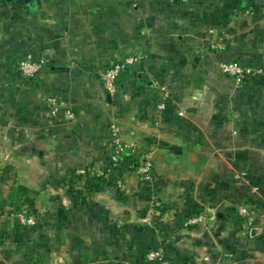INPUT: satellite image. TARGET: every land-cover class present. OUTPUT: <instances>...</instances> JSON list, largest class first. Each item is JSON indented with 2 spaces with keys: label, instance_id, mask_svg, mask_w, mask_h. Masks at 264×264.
<instances>
[{
  "label": "crops",
  "instance_id": "0c3cea01",
  "mask_svg": "<svg viewBox=\"0 0 264 264\" xmlns=\"http://www.w3.org/2000/svg\"><path fill=\"white\" fill-rule=\"evenodd\" d=\"M28 53L44 62L31 81L16 69ZM127 58L135 63L110 95L101 74ZM228 61L262 73L237 85L221 72ZM112 127L129 146L116 178L70 179L108 167ZM229 131L228 155L264 194V4L0 0V174L18 171L37 219L21 225L18 197L0 183V264H155L150 249L205 264L207 228L173 230L174 220L224 170L210 140ZM144 161L149 182L137 174ZM246 187L221 201L258 203Z\"/></svg>",
  "mask_w": 264,
  "mask_h": 264
},
{
  "label": "rangeland",
  "instance_id": "374dc122",
  "mask_svg": "<svg viewBox=\"0 0 264 264\" xmlns=\"http://www.w3.org/2000/svg\"><path fill=\"white\" fill-rule=\"evenodd\" d=\"M226 114L231 115L230 113ZM226 119L229 120V116ZM227 133L225 137H221V142L210 140L211 156L214 160H219L221 167L224 169L220 172V178L217 177L218 172L215 171L214 182H211L209 187L202 188L201 195L198 193L185 203L188 215L179 220H174L178 223L173 230L179 227L178 231L191 230L196 227L207 228L206 234H208V242L212 246L210 247L212 251H208L207 258L209 259L206 260L207 262L205 261V264H264V227L261 226V217L264 216V194L261 193L260 187L256 188L255 185L248 182L242 169V163L237 165V163L232 162L231 157L228 155V146L231 144L230 139L236 137L237 134L232 131ZM134 163L138 162L135 161ZM102 173L103 170L73 171L69 178H78L87 183L103 178H116L112 173L104 175ZM9 181H13L14 184L9 185ZM19 182L18 171L2 169L0 174L2 194L3 196L17 195L19 201L17 209L20 210L18 218L20 219L21 216L31 210V203L26 198V195H31V189ZM243 184H246V188L253 191L252 195L256 196L259 202L254 203L244 198V201L240 204L224 205L221 201V192L223 195L224 192L233 195L234 191L237 190V186ZM189 195L192 196L193 193H189ZM217 200L221 202L219 203ZM182 208L185 210L184 207ZM243 208L248 209L253 215L250 218L240 216L239 210ZM162 210L166 212L170 211L171 208H162ZM204 213H207V215L204 216ZM236 217H239L240 221L236 222ZM167 258H169L168 255L161 249H150L145 255L146 261L155 264H170Z\"/></svg>",
  "mask_w": 264,
  "mask_h": 264
},
{
  "label": "built area",
  "instance_id": "2783aa9c",
  "mask_svg": "<svg viewBox=\"0 0 264 264\" xmlns=\"http://www.w3.org/2000/svg\"><path fill=\"white\" fill-rule=\"evenodd\" d=\"M182 3H187L190 0H179ZM214 49L224 51L226 49V44L223 42H219L214 45ZM135 63V58H127L119 63H116L108 68H106L101 74L102 83L108 94L114 95L118 92L119 89V81L122 74ZM43 60L37 58L34 54L28 53L23 56L17 62V70L21 76V78L25 81H31L35 79L40 73L43 67ZM221 72L232 79L235 80L237 85H241L248 78L259 75L262 71H257L255 73H250L245 70L238 62L228 61L223 62L220 65ZM53 105H56L57 101L55 99H51ZM160 109H165V105L161 104L159 106ZM179 116H184V112L180 111ZM110 157H109V165L103 170L104 174H111L113 171L118 169L125 161L127 157V153L129 151V146L124 142L119 130L116 127H112V139L110 144ZM153 166L150 161L144 162V164L140 165L137 169V174L141 177L143 181H151L153 179ZM118 185L123 187V182L119 181ZM240 216L244 218H250L253 215L248 209L243 208L239 210ZM20 224L23 226H33L36 224L37 219L32 214H25L20 217ZM168 264V263H164Z\"/></svg>",
  "mask_w": 264,
  "mask_h": 264
},
{
  "label": "trees",
  "instance_id": "16d2710c",
  "mask_svg": "<svg viewBox=\"0 0 264 264\" xmlns=\"http://www.w3.org/2000/svg\"><path fill=\"white\" fill-rule=\"evenodd\" d=\"M241 219V218H240ZM238 221H240L239 220V217H236V222H238ZM19 223H20V221H19ZM168 260H169V262H170V264L172 263V260L170 259V258H167Z\"/></svg>",
  "mask_w": 264,
  "mask_h": 264
},
{
  "label": "water",
  "instance_id": "95a60500",
  "mask_svg": "<svg viewBox=\"0 0 264 264\" xmlns=\"http://www.w3.org/2000/svg\"><path fill=\"white\" fill-rule=\"evenodd\" d=\"M258 4H264V0H254Z\"/></svg>",
  "mask_w": 264,
  "mask_h": 264
}]
</instances>
